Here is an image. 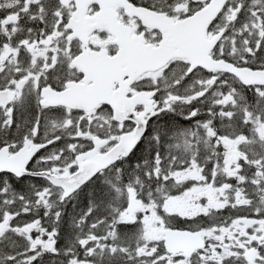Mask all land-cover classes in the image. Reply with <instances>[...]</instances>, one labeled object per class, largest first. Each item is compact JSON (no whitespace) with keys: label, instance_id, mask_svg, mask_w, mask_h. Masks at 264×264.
<instances>
[{"label":"snow or ice","instance_id":"6c2138e0","mask_svg":"<svg viewBox=\"0 0 264 264\" xmlns=\"http://www.w3.org/2000/svg\"><path fill=\"white\" fill-rule=\"evenodd\" d=\"M0 264H264V0H0Z\"/></svg>","mask_w":264,"mask_h":264}]
</instances>
